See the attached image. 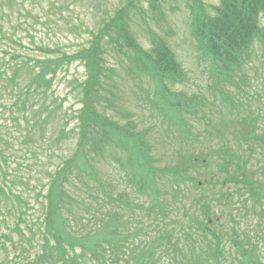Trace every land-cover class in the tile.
<instances>
[{"label": "trees", "instance_id": "trees-1", "mask_svg": "<svg viewBox=\"0 0 264 264\" xmlns=\"http://www.w3.org/2000/svg\"><path fill=\"white\" fill-rule=\"evenodd\" d=\"M81 1L0 0V264H161L162 247L174 248L167 264H220L228 240L242 264H264V105L237 102L223 90L225 111H203L202 126L188 121L198 106L170 90L186 80L175 50L154 30L145 50L130 29L137 0L102 10L107 0ZM78 3L90 22L65 20L64 10ZM190 6L192 35L219 82L233 81L260 51L264 60V0ZM62 26L86 32L85 43L67 50L48 37ZM110 45L137 54L156 81L167 124L162 144L172 145L162 169L150 154L148 129L135 132L108 112L119 97L102 61ZM74 63L85 69L74 79L79 108L65 109L68 97L55 84L69 79ZM115 144L126 151L136 191L149 189L150 200L114 193L103 181L97 162L112 148L121 159ZM202 146L208 153L196 154ZM187 151L193 153L182 155ZM20 154L36 167L35 177L19 172ZM160 172L169 177L163 190L154 188ZM190 245L192 258L181 260Z\"/></svg>", "mask_w": 264, "mask_h": 264}, {"label": "rangeland", "instance_id": "rangeland-1", "mask_svg": "<svg viewBox=\"0 0 264 264\" xmlns=\"http://www.w3.org/2000/svg\"><path fill=\"white\" fill-rule=\"evenodd\" d=\"M203 1L209 9H211V5H216L219 2V0ZM81 2L84 3V0ZM125 2L126 0H107L103 4L100 2L99 9L102 10L105 4H108L110 9H115L119 6L122 7ZM136 3L139 9L135 10L130 29L134 32L140 45L145 50H149L150 37L154 30L168 40L177 54V59L183 65L186 80L181 83L170 84V90L176 93L184 92L190 99L195 98L196 107L198 106L195 113L199 115L197 117L188 115V121L197 126H202L205 121L203 117H199L203 111L208 114L216 109L225 111L229 105H226L227 102L222 97L221 90L230 94L237 102L250 104L255 108L264 105V60L260 55L259 47L257 50L260 52L252 57V60L242 68V71L236 73L232 78L233 81L230 79L226 82H219L222 79L215 78L211 60L209 58L204 59L203 50L198 47V42L192 35L191 0H157V2L155 0H137ZM85 4H89V2L87 1ZM64 14L66 15L65 20L72 18L76 21L77 16L79 20L84 22H90L93 19L80 3L75 6L72 5L71 9H65ZM40 30L45 31L42 26H40ZM48 37L52 38L54 42L62 44L67 50H75L84 40L86 41L88 34L86 32L71 33L69 29L62 26L60 30L51 32ZM115 48L112 45L106 48L104 46L105 54L102 60L105 72L111 77V88L114 84L118 85L114 89L119 94L116 100L118 108H111L108 112L110 115L114 114V118L122 124L128 121L132 122L135 132L148 129L146 130V139L154 145L151 156L156 160V166L162 169L167 161L164 156L165 148L162 144V127L167 124L162 113V102L157 94L156 81L151 75L143 73L141 69L144 64L137 54H122L120 49L115 50ZM84 73L83 65L74 63L67 72L69 79L60 78L56 82V93L68 97L65 109H69L71 106H74V109L79 108L75 98L74 79H83ZM233 131L229 130L231 137L234 135ZM167 146L169 150H165V153L169 158L172 145L167 143ZM115 147L120 150L121 159L112 157V152L115 150L112 148L106 151L105 161L97 162L103 181L113 188L114 193L127 190L133 199L139 197L142 202L150 200L148 194L139 195L135 190L138 184L133 180L134 171L132 166L127 163L126 151L122 150L123 146L115 144ZM186 148L191 149L190 146H186ZM208 149L209 146H202L195 148L194 151L197 152L196 154L201 153L200 151L208 153ZM190 153L193 151L184 152L182 155ZM20 155L18 156L19 172L26 176L35 177L36 167L34 164L27 160L23 154ZM43 159L47 163V157L44 156ZM35 179L32 178L31 181L37 183ZM167 179H169L167 175L159 174L154 188L163 190ZM32 203L34 204V200ZM218 214H221L220 210H218ZM193 250V245L188 246L183 249L182 253H179V258L183 261L191 259ZM170 251L174 252V248L167 250L162 247L161 264H167L166 256ZM258 254L264 255V240L262 238H259ZM205 255L209 261L214 262L211 253L207 252ZM219 260L220 264H242L241 261L237 260L235 248L229 240L226 241L225 252L220 254Z\"/></svg>", "mask_w": 264, "mask_h": 264}]
</instances>
